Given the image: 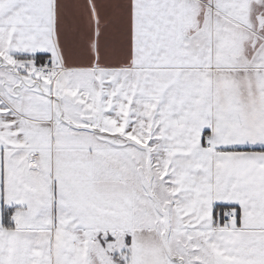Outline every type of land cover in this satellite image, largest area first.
<instances>
[{"label":"snow or ice","instance_id":"1","mask_svg":"<svg viewBox=\"0 0 264 264\" xmlns=\"http://www.w3.org/2000/svg\"><path fill=\"white\" fill-rule=\"evenodd\" d=\"M0 264H264V0H0Z\"/></svg>","mask_w":264,"mask_h":264}]
</instances>
